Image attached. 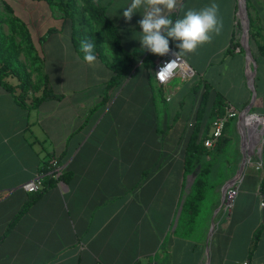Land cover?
<instances>
[{
	"label": "crops",
	"instance_id": "crops-1",
	"mask_svg": "<svg viewBox=\"0 0 264 264\" xmlns=\"http://www.w3.org/2000/svg\"><path fill=\"white\" fill-rule=\"evenodd\" d=\"M97 1L119 26L124 50L140 51L124 79L115 85L111 80L127 59L105 36L104 56L90 55L75 47L62 14L53 13L51 27L58 30L48 38L67 35L73 48L60 56L52 51L50 66L38 53L60 97L26 108L0 83V264H264V164L258 168L253 161L261 143L247 131L243 115L238 124L245 166L227 171L207 193L194 233L182 235L174 227L193 189L184 158L204 94L205 139L217 115L216 91L264 115V0H247L246 6L255 36L253 73L238 44L240 0ZM169 49L195 74L178 72L160 85L155 67ZM38 67L35 89L46 82ZM53 156L69 181L24 189ZM228 186L237 188L229 209L223 208Z\"/></svg>",
	"mask_w": 264,
	"mask_h": 264
},
{
	"label": "trees",
	"instance_id": "trees-1",
	"mask_svg": "<svg viewBox=\"0 0 264 264\" xmlns=\"http://www.w3.org/2000/svg\"><path fill=\"white\" fill-rule=\"evenodd\" d=\"M41 1V0H39ZM53 9H58L63 17L64 28L71 29V38L77 49L88 51L93 56H104V49L102 47L103 36L106 37L107 41L112 47L125 55L127 64L122 68L115 70V76L111 79L113 84H118L119 81L124 79L131 69L135 66L137 57L140 55V51L127 52L124 50L121 43L120 28L116 25L108 16L105 6L100 4L97 0H81V10L79 12V6L77 0H44ZM2 7L0 6V22L4 21L11 26V34L7 38L9 46L13 55H9L7 58L0 62V83L5 87L6 90L13 93L16 101L26 108L37 106L41 101L47 97L55 96V94L48 83L46 74L43 72V67H38L39 72L44 73L45 84L41 88L35 89L34 83L27 74L22 71L19 67L12 64L15 58L16 51H18V44H16L15 36L18 34H24L27 42L26 49L28 53L35 52L36 60L42 62V56L36 50L33 43V37L30 29V25L22 20L15 12L14 7L6 0H1ZM82 15V18H80ZM98 26L104 30V35L98 30ZM57 27H49L47 32L41 36V40L45 41L49 35L57 32ZM254 35V34H253ZM254 37V36H253ZM5 42V39L3 38ZM2 42L1 45H4ZM239 44V43H238ZM235 44L234 47H237ZM233 52V51H231ZM15 79V82H11L10 79ZM38 92V93H35ZM208 102V91L204 94L201 102L197 125L195 126L192 135L189 139L186 151H185V169L187 174H191L194 170L202 164V169L197 176L191 195L187 198L182 207V216L187 218V233H190L197 221L198 214L202 209V205L206 199L207 191L210 186V174H211V162H203L204 156L209 153V148L205 145V137H201L202 118ZM227 109V103L224 96L221 93H217L215 111L218 116H223ZM230 142L229 137L225 134L217 140V148L225 149ZM48 164L45 163L41 171L46 172ZM62 179L66 182L69 181V175L63 174ZM58 182L51 174L46 173L44 175V187L49 186ZM43 187V188H44ZM42 188V189H43ZM264 188V180H263ZM40 189V191L42 190ZM39 191V190H38ZM40 196L37 194L36 198ZM36 198L29 200L17 215L10 222L7 232L10 231L14 224L18 221L21 215L33 204ZM261 236V229H259L254 236L253 246L251 247L250 256L253 255L255 249L258 246ZM134 264H141L139 261Z\"/></svg>",
	"mask_w": 264,
	"mask_h": 264
},
{
	"label": "rangeland",
	"instance_id": "rangeland-1",
	"mask_svg": "<svg viewBox=\"0 0 264 264\" xmlns=\"http://www.w3.org/2000/svg\"><path fill=\"white\" fill-rule=\"evenodd\" d=\"M8 3H10L14 9L16 14L25 22H27L30 25L32 37H33V43L36 47V50L39 53H44L47 56V62L49 66L52 64L53 61V55L51 54L52 51H59V56L63 53V51H69V48H73L70 46L69 38L67 35L63 37H52L48 38V41L44 42L41 40V36L44 35L49 27L56 24L57 20L54 18V14L61 15V12L56 8L51 10V8L48 6L46 1L44 0H6ZM245 4L247 5V0H244ZM77 4L79 6V12L81 10V0H77ZM0 6L2 7V2L0 0ZM243 17L242 19V27L239 26L238 30V43L241 50L245 49V20L243 14H241ZM0 17H2V14H0ZM80 18H82V15H80ZM249 18V15H248ZM244 27V30L242 29ZM243 30V32L241 31ZM11 26L4 22H0V43L2 44L3 38L5 39L4 45L0 44V62L7 58L10 54H12V51H9L8 49H11V45L9 46V41L7 38L12 33L11 32ZM243 33V35H242ZM254 33L249 28V48L251 50V53L253 57L255 56L254 51L252 50V45L250 44V41H252L255 36ZM254 36V37H253ZM16 44H18V51H16L15 58L12 61V64L16 67H19L22 71H24L27 74V77L32 79L33 82H38L37 77V65H41V62L36 60V53H28L27 49L25 48L27 45V42L25 40V35L18 34L15 36ZM243 43V45H242ZM12 50V49H11ZM246 50V49H245ZM256 59V57H255ZM262 62V61H261ZM260 62V63H261ZM254 61L250 59L249 61V73H253L255 71L254 67ZM42 75V73L40 72ZM156 80V79H155ZM10 81L13 83L15 82V79L11 78ZM157 82V81H156ZM219 91H216L218 93ZM253 92V90H252ZM221 93V92H219ZM225 98V97H224ZM225 101L227 103V110H229L232 106L235 107L234 112L235 114L229 115L228 121L226 124V128L224 131V134L229 137L230 142L228 146L225 149H219L217 148V142L214 146L209 148V153H207L204 158L203 162H211V174H210V186L208 188L207 193L209 192V195L211 194V188L215 187L217 181H221L222 177L226 176L227 171H231L233 169H236L239 167L241 163H243L245 158H248V152L242 151V145H243V139L244 134L242 132L241 127L239 126V122L241 121V115L244 113V116L246 117L249 114H260L263 115L257 111L254 110V107H250L246 109L245 107H237L235 104L231 103L230 101H227L225 98ZM216 115V114H215ZM214 115V116H215ZM217 116V115H216ZM216 116L213 117L211 120V127L213 125L214 120L216 119ZM218 117V116H217ZM245 143V142H244ZM254 162H259L258 154L253 158ZM202 164H200L193 173L189 174L188 177V186L191 188L192 184H194L197 176L201 172ZM232 185V182L229 184ZM233 195L230 198L229 193ZM237 194V188L235 186L233 187H227L224 192L225 201L223 208L229 209V207L232 205L233 200ZM207 197V196H206ZM186 197H184L183 202L179 208L174 227H177L178 233L182 235H190L195 232L196 223L194 225L193 230L190 233H187V218L182 216V207L183 204L186 201ZM205 202V201H204ZM203 214V213H202ZM203 215L200 216L199 219L202 218ZM216 218V217H215ZM197 222V221H196Z\"/></svg>",
	"mask_w": 264,
	"mask_h": 264
},
{
	"label": "built area",
	"instance_id": "built-area-1",
	"mask_svg": "<svg viewBox=\"0 0 264 264\" xmlns=\"http://www.w3.org/2000/svg\"><path fill=\"white\" fill-rule=\"evenodd\" d=\"M182 72L185 76L191 77L195 74L193 68L187 63L185 58L174 49L166 51L165 55L160 59L155 67V79L158 84L166 85L173 77L178 73ZM170 99V97L168 98ZM235 107H231L223 116H218L213 122L212 133L205 139V145L210 148L215 145L218 139H220L225 131L226 124L229 115L235 114ZM231 111V113H229ZM244 116V113L242 114ZM245 117V116H244ZM252 118V121L251 119ZM244 123L248 132L256 129L258 131L257 141L261 143L258 149L259 162L257 167L262 168L264 164V115L257 113L249 114L245 117ZM48 169L46 172L39 171L36 177L23 185V188L29 192H35L44 187V175L46 173L51 174L58 182L64 181L62 179L63 174L66 171V167L63 165L61 160L57 156L51 157L48 162ZM231 198L233 195L229 193ZM264 205V203H262Z\"/></svg>",
	"mask_w": 264,
	"mask_h": 264
},
{
	"label": "water",
	"instance_id": "water-1",
	"mask_svg": "<svg viewBox=\"0 0 264 264\" xmlns=\"http://www.w3.org/2000/svg\"><path fill=\"white\" fill-rule=\"evenodd\" d=\"M241 1V12L244 16V20H245V49L247 51V54L249 56V59H252L254 61L255 64H257V61L255 60V58L253 57L252 53H251V50L249 48V28H250V21H249V18H248V13H247V5L245 4V1L244 0H240ZM251 82H253V78L251 76ZM251 88L254 92V96H255V87L251 85ZM246 158L244 159L243 161V165L242 167L245 166L246 164Z\"/></svg>",
	"mask_w": 264,
	"mask_h": 264
},
{
	"label": "bare ground",
	"instance_id": "bare-ground-1",
	"mask_svg": "<svg viewBox=\"0 0 264 264\" xmlns=\"http://www.w3.org/2000/svg\"><path fill=\"white\" fill-rule=\"evenodd\" d=\"M250 119H251V121H252V118H250ZM250 135H251L252 137L258 139V131H257L256 129L252 130V131L250 132Z\"/></svg>",
	"mask_w": 264,
	"mask_h": 264
}]
</instances>
